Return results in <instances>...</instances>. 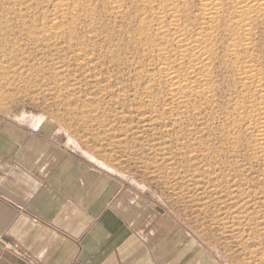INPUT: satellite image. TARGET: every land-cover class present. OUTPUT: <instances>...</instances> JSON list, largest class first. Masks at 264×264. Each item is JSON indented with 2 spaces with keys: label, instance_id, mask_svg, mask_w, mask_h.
Here are the masks:
<instances>
[{
  "label": "rangeland",
  "instance_id": "374dc122",
  "mask_svg": "<svg viewBox=\"0 0 264 264\" xmlns=\"http://www.w3.org/2000/svg\"><path fill=\"white\" fill-rule=\"evenodd\" d=\"M0 117L58 139L215 264H264L259 2L0 0Z\"/></svg>",
  "mask_w": 264,
  "mask_h": 264
},
{
  "label": "crops",
  "instance_id": "0c3cea01",
  "mask_svg": "<svg viewBox=\"0 0 264 264\" xmlns=\"http://www.w3.org/2000/svg\"><path fill=\"white\" fill-rule=\"evenodd\" d=\"M0 264H215L46 131L0 117Z\"/></svg>",
  "mask_w": 264,
  "mask_h": 264
},
{
  "label": "bare ground",
  "instance_id": "6f19581e",
  "mask_svg": "<svg viewBox=\"0 0 264 264\" xmlns=\"http://www.w3.org/2000/svg\"><path fill=\"white\" fill-rule=\"evenodd\" d=\"M240 1H242V0H240ZM249 1H255V2H259L261 5H264V0H249ZM209 2V1H208ZM214 2V1H213ZM205 3H207V2H205ZM210 3H211V0H210ZM209 5V4H208ZM213 5V4H212ZM214 5H215V3H214ZM218 5V4H217ZM216 8V7H215ZM207 13V12H206ZM210 13V12H209ZM216 14V13H215ZM214 14V15H215ZM208 15H210V14H208ZM213 15V16H214ZM207 16V15H206ZM211 16V15H210ZM209 18V17H208ZM211 18H213V17H211ZM165 27V26H164ZM184 34V33H183ZM182 35V34H181ZM181 38V37H180ZM179 39V38H178ZM197 38H195V40H196ZM182 40V39H181ZM184 40V39H183ZM194 40V39H193ZM198 40H200V39H198ZM191 40H189V42H190ZM197 41V40H196ZM192 42V41H191ZM198 42V41H197ZM195 43V42H194ZM184 44V43H183ZM185 45V44H184ZM182 46V45H181ZM189 46H190V44H189ZM196 46V45H195ZM183 47V46H182ZM188 47V46H187ZM185 49H187V48H185ZM202 53V52H201ZM200 54V53H199ZM170 73V72H169ZM173 75V74H172ZM172 76H170V78H171ZM174 77H175V75H174ZM173 79V78H172ZM175 79H176V77H175ZM174 85L175 84H177V83H173ZM175 86H177V85H175ZM263 113V112H262ZM259 114V113H258ZM261 117V116H260ZM259 117V118H260ZM257 118V117H256ZM262 120V119H261ZM260 122V121H259ZM264 122V120L262 121V122H260V123H263ZM261 125V124H260ZM258 126H259V123H258ZM261 136H262V133H261ZM259 138V137H258ZM263 139V138H262ZM261 141H264V140H261ZM264 145V144H263Z\"/></svg>",
  "mask_w": 264,
  "mask_h": 264
}]
</instances>
